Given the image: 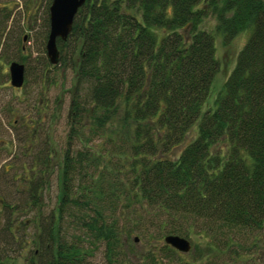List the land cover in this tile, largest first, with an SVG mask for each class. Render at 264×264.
Instances as JSON below:
<instances>
[{
  "label": "trees",
  "instance_id": "obj_1",
  "mask_svg": "<svg viewBox=\"0 0 264 264\" xmlns=\"http://www.w3.org/2000/svg\"><path fill=\"white\" fill-rule=\"evenodd\" d=\"M210 17L213 31L204 28ZM243 32L232 70L204 109L219 68L216 36L225 46ZM56 46L57 64L73 74L56 204L39 213L52 156L44 140L41 168H24L16 184L21 205L0 206V264H15L29 244L37 251L26 264H88L87 247L97 244L106 264H117L121 239L135 232L204 242L190 261L166 245L164 261L150 252L143 264H260L264 0H85ZM27 122L28 152L39 117ZM29 211L33 219H20ZM28 227L38 236L26 241Z\"/></svg>",
  "mask_w": 264,
  "mask_h": 264
},
{
  "label": "rangeland",
  "instance_id": "obj_2",
  "mask_svg": "<svg viewBox=\"0 0 264 264\" xmlns=\"http://www.w3.org/2000/svg\"><path fill=\"white\" fill-rule=\"evenodd\" d=\"M50 2L51 0H0V206L3 202L21 205L23 195L18 191L16 184L19 177L24 174V168L30 166L34 167V170L41 168L37 166L38 152L44 148L42 145L45 140L52 152L50 163L42 176L45 187L42 188L38 199L39 213L45 215H48L56 204V173L65 149L67 113L73 84L72 71L62 68L60 63L46 72V65L49 62L45 54V42ZM215 24V20L210 17L204 23V28L213 31ZM247 38L248 33L243 32L224 46L221 38L216 36L215 56L219 68L204 109L211 105L213 97L232 70L237 54ZM11 62L24 66V83L20 88L10 86L8 65ZM38 117L40 126L36 133L37 145L27 152L21 143L26 132L25 126L22 125H26L27 120ZM34 215V211H29L20 214L19 217L22 220H30ZM108 216L112 215L108 212ZM113 218L117 221V226L121 227L122 220H117V212L111 220ZM64 232L66 233L65 228ZM20 234L26 241H29L33 234L35 237L38 236L32 227H28ZM185 239L189 241L192 250L186 254L180 253L182 258L177 257V254H169L172 263L177 258L190 261L191 256L205 253L200 246L194 249L196 243H199L198 245L204 243L200 236L191 234L190 238ZM31 245L18 254L15 264H26L24 261L30 250L37 251L35 246L32 248ZM260 245L259 254L264 250V232ZM164 246L166 245L163 240L154 233L146 236L137 232L132 233L127 240L121 239L117 264L119 261L120 264H143L140 257L145 260L150 252L164 261L166 258ZM87 253L88 264H106L104 247L101 244H97L92 251L87 247ZM252 253L250 252V255ZM260 256L254 254L255 260L260 258V264H264V257L262 254Z\"/></svg>",
  "mask_w": 264,
  "mask_h": 264
},
{
  "label": "water",
  "instance_id": "obj_3",
  "mask_svg": "<svg viewBox=\"0 0 264 264\" xmlns=\"http://www.w3.org/2000/svg\"><path fill=\"white\" fill-rule=\"evenodd\" d=\"M84 2L85 0H51L48 7V34L45 42V54L50 65H56L59 59L56 40H66L74 16ZM8 76L10 86L20 88L24 82V66L11 62L8 65ZM163 243L182 254L188 253L191 249L189 241L177 235L165 236Z\"/></svg>",
  "mask_w": 264,
  "mask_h": 264
}]
</instances>
